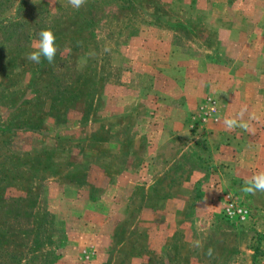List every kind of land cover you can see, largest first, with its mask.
<instances>
[{
  "label": "rangeland",
  "instance_id": "374dc122",
  "mask_svg": "<svg viewBox=\"0 0 264 264\" xmlns=\"http://www.w3.org/2000/svg\"><path fill=\"white\" fill-rule=\"evenodd\" d=\"M261 171L264 0H0V264H264Z\"/></svg>",
  "mask_w": 264,
  "mask_h": 264
},
{
  "label": "clouds",
  "instance_id": "9594fccd",
  "mask_svg": "<svg viewBox=\"0 0 264 264\" xmlns=\"http://www.w3.org/2000/svg\"><path fill=\"white\" fill-rule=\"evenodd\" d=\"M69 5L79 10L86 3V0H68ZM39 40L33 43L34 51L27 54V59L39 64L41 58L43 57L51 65L55 61V56L57 53V47L55 44L56 37L50 29H44L39 32ZM105 51H109L105 48ZM247 108H241L234 118H225L223 120V125L226 130L233 131L236 128H240L247 132H254L251 125L243 119ZM253 117H250L252 119ZM242 192L249 195H255L257 192L264 193V171L258 172L252 175L250 178L245 180L244 186L242 187ZM192 246L195 248H202V241L196 239L192 242ZM206 255L211 257L213 255V249L208 248Z\"/></svg>",
  "mask_w": 264,
  "mask_h": 264
},
{
  "label": "built area",
  "instance_id": "2783aa9c",
  "mask_svg": "<svg viewBox=\"0 0 264 264\" xmlns=\"http://www.w3.org/2000/svg\"><path fill=\"white\" fill-rule=\"evenodd\" d=\"M237 212H241L240 210H237Z\"/></svg>",
  "mask_w": 264,
  "mask_h": 264
}]
</instances>
